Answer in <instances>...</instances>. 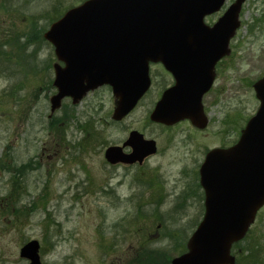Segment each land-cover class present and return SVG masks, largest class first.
Listing matches in <instances>:
<instances>
[{
  "label": "rangeland",
  "instance_id": "obj_1",
  "mask_svg": "<svg viewBox=\"0 0 264 264\" xmlns=\"http://www.w3.org/2000/svg\"><path fill=\"white\" fill-rule=\"evenodd\" d=\"M77 1L0 0V264H27L18 254L32 240L42 264H169L201 220L187 193L194 181L180 173L193 167L182 166L184 158L190 153L193 162L202 143L215 144L225 113H234L238 135L257 108L252 84L264 76V0L243 5L230 88L211 105L214 123L191 145L184 125L166 132L149 122L154 93L119 123L111 120L109 87L76 106L64 100L48 119L56 60L38 34L49 12L58 10L55 17ZM131 130L160 145L141 169L147 172L111 167L103 157ZM22 164L16 195L9 173ZM251 233L259 245L254 257L264 261V214Z\"/></svg>",
  "mask_w": 264,
  "mask_h": 264
},
{
  "label": "water",
  "instance_id": "obj_2",
  "mask_svg": "<svg viewBox=\"0 0 264 264\" xmlns=\"http://www.w3.org/2000/svg\"><path fill=\"white\" fill-rule=\"evenodd\" d=\"M244 1L236 0L212 27L202 23V16L218 9L223 0H171L173 12L187 13L182 22L171 26L119 23V10L128 9L136 1L91 0L69 10L44 35L54 47L57 61L63 63V67L53 66L56 93L50 98L51 114L60 108L63 99L70 98L76 105L89 91L107 85L115 97L112 119L120 121L149 88L147 62L160 61L176 84L162 94L150 114L151 121L171 125L187 118L197 127H204L201 97L208 84L186 77L202 73V60L215 63L228 52ZM158 3L154 0L152 5L155 12L160 11ZM136 8H141L140 1ZM167 29L172 32V44L187 46L192 52L188 57L198 62L194 68H186L182 55L146 57L139 47L132 65L119 64L124 71L118 72L117 43L122 37L125 44H164L169 41ZM87 43L100 47L87 53ZM253 89L259 108L236 145L226 151H211L200 168L205 216L188 241V253L173 259L171 264H233L229 255L231 244L242 239L264 204V78ZM127 142L133 148L131 158L110 147L105 151V159L110 164L130 163L155 151L154 142L144 141L137 132H132ZM38 252L39 243L33 240L23 245L19 257L28 264H42Z\"/></svg>",
  "mask_w": 264,
  "mask_h": 264
},
{
  "label": "flooded vegetation",
  "instance_id": "obj_3",
  "mask_svg": "<svg viewBox=\"0 0 264 264\" xmlns=\"http://www.w3.org/2000/svg\"><path fill=\"white\" fill-rule=\"evenodd\" d=\"M91 0H78L76 3L74 2L71 4L70 7H68L66 10H63L62 13H59L58 15H55L58 10L54 11L53 13L49 12L48 16L43 18L42 20L45 21V19H49L48 22H45L46 27H51L53 24H55L63 15L70 9L75 8L77 6L82 5L85 2H88ZM127 2L131 1H136L137 3H134L133 6L129 7L128 9H120L119 10V17L121 18V21L119 23H131V24H141V25H156V24H164L166 26H171L172 24L180 23L183 20V15L187 13H178V12H173L172 11V4L171 0L166 3V0H159V3L157 5V8L160 9V11H153L152 9L156 8L155 6L152 7L154 0H125ZM140 1V7L141 8H136L137 5H139ZM236 0H223L222 5L216 9L215 11H212L210 13H206L205 15L202 16V23L207 26V27H212L219 19L222 17V15L225 13V11L228 9L230 5H232ZM163 10V11H162ZM155 14H157V18H155ZM124 18H127L125 20ZM107 21V20H105ZM104 22V21H103ZM41 38L44 34V29H41ZM167 39L169 40L168 42L164 44H158L154 42H149V43H144L142 45H137L134 43H124L123 37L122 40H119L117 43V55H118V72H123L124 68L120 67L119 64H128L132 65L134 58L136 57V54L139 53L137 51V48L142 47L143 51L141 53L146 56V57H151V56H162V57H170L172 55H182L184 58L182 60V63L186 66L187 69L194 68L195 64H198L193 59H190L188 56L192 53L191 51L188 50L187 46L179 45V44H172L171 39L173 38L171 29H167ZM236 37L237 33L234 34L233 37L229 39L228 42V52L221 58H219L215 63H212L211 61H204L202 60L200 62L201 65V70L202 73L198 76H189L186 77V79L190 80H196L201 82L202 84H208V89L203 93L201 97V107H202V116L203 119L205 120V126L204 127H197L192 123L190 119H182L179 120L171 125H165L162 123H156L154 121L150 120V113L154 110L157 102L161 99L162 94L175 86L176 81L173 75L165 69V67L162 65L160 61L154 62V61H149L147 62L148 69H149V78H150V87L146 94L141 98L144 99L146 96L154 93L152 95V109L148 115V120L149 122L156 127H159L163 129L166 132H170V130L175 129V128H180L182 125H184V132H187L188 135L185 136V138L191 136L190 140V145L192 143L193 138H198L200 137L203 139V136L205 132L209 129L212 123H214V119L210 115V108L212 107L211 105L218 104V97H220L226 90L230 88V83H231V77L230 74L235 71V49H236ZM43 40V39H42ZM100 47L99 44H89L87 43V53H91L92 50ZM148 49L146 52L145 50ZM180 49V50H179ZM155 50H164V51H155ZM53 55L54 51L52 50ZM209 68H211L209 70ZM205 70V72H204ZM113 103L114 99H113ZM257 108L255 112L258 109L259 103L257 101ZM254 112V113H255ZM250 118V117H249ZM248 118V119H249ZM125 119V118H124ZM248 119L244 123V126L241 127L242 123L239 125V134L237 135V130H236V121H235V116L234 113H225L223 116L222 126L220 127V124L218 123L217 130L213 132V136L215 138V144L212 146L209 145H204L202 143V151L200 156L196 157L193 162H190V153H187V158H184L185 163H182V166H193L192 168H183L180 173L184 176H187L188 179L194 181V188H189L190 190L187 191V193H193L194 194V199L195 202L198 203V213L195 214V216L198 218L203 219L205 216V192L204 189L201 185L200 181V168L203 166L207 155L211 151H226L231 149L233 146L236 145L241 132L243 128L245 127ZM123 119L119 122H122ZM118 122V123H119ZM132 132H137L139 135L142 136V139L144 141H153L155 145V151L154 153H149L144 155L141 161L139 159H136L133 162L130 163H122V162H117L116 164H110L107 163L111 167H127V166H133L137 167V170L147 172L144 170H141L144 166L147 165V162L156 156L158 154V150L160 149V145L157 141L153 139H146L144 138L143 134L140 133L137 130H131L128 133V136L126 137L125 140L121 142L119 145H111L109 147H116L120 149V153L122 156L131 158L132 153H133V148L128 144V139L129 136ZM170 135V134H169ZM190 135V136H189ZM171 136V135H170ZM174 138L172 137H166V140H170ZM167 143V142H166ZM106 148V149H107ZM196 150H192V156H196L195 153ZM19 174L16 172L9 173V175L12 176V179H18L21 180L23 177V169L22 166H19L18 169ZM135 170V172L137 171ZM149 173H154L150 171ZM13 174V175H12ZM156 175V173H154ZM19 176V178H18ZM157 176V175H156ZM157 180V177H156ZM136 183H139L143 186L142 183L135 181ZM158 182V180H157ZM193 184V185H194ZM159 185V183H158ZM151 188L152 186H148V188ZM112 190V189H111ZM264 214V205L261 206L255 215L254 223L250 226V228L247 230L246 234L244 237L236 242L233 243L230 247L229 254L233 258V264H264V261L259 258V257H254V253H257L259 255V252L257 249H259V245L254 243L256 239L252 237V228L254 225L257 223L259 218H261V215ZM193 233V232H192ZM191 233V235H192ZM191 235L186 239L184 243H182V249H184L180 254H186L187 252V243ZM183 240V238H182ZM184 241V240H183ZM254 252V253H253Z\"/></svg>",
  "mask_w": 264,
  "mask_h": 264
},
{
  "label": "trees",
  "instance_id": "obj_4",
  "mask_svg": "<svg viewBox=\"0 0 264 264\" xmlns=\"http://www.w3.org/2000/svg\"><path fill=\"white\" fill-rule=\"evenodd\" d=\"M51 92H52V91H51ZM51 92H50V93H51ZM66 118H68V117L66 116ZM51 123H54V122L52 121ZM51 123H49V125H50Z\"/></svg>",
  "mask_w": 264,
  "mask_h": 264
}]
</instances>
